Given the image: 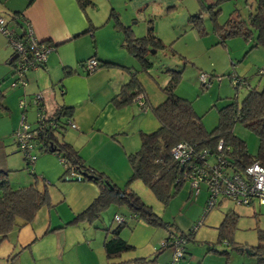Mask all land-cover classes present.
I'll list each match as a JSON object with an SVG mask.
<instances>
[{
  "label": "rangeland",
  "instance_id": "obj_1",
  "mask_svg": "<svg viewBox=\"0 0 264 264\" xmlns=\"http://www.w3.org/2000/svg\"><path fill=\"white\" fill-rule=\"evenodd\" d=\"M122 1L94 0L95 7L87 8L100 23L96 31L105 33V30L112 26L120 34L121 42L117 45L118 49L109 51L106 40H98L96 48L104 55H113L130 66L128 69L111 67L109 76L121 81H123L122 76H125V81L128 83L132 75H136L152 107L160 105L166 99L163 88L170 80L168 71L182 70L183 74L177 85L176 94L193 103L194 110L201 117L205 128L212 131L218 125L219 109L232 102L240 104L250 89L263 87L260 72L264 71V48L258 47L249 51L251 43L242 37L228 39L226 47L218 45V38L213 32L215 23L210 13L201 9L197 0H188L178 9L166 12L165 15L157 14L153 18L157 37L163 41L165 46H172L177 54L173 55L170 49H151L147 58L152 62V69L149 72L145 71L140 62L123 47L125 36L122 31L116 29L115 20L111 17L112 5L125 11V4ZM217 1L205 0L208 5ZM219 3L221 12L217 22L221 25L236 11H239L244 19H248L250 13L255 12L257 4L256 0H219ZM191 5L195 9L191 13L203 11L208 36L196 38L193 35L194 30L185 27L189 15L186 11ZM116 13L119 15L118 12ZM123 15L127 23H124L119 15L121 23L129 27L136 38L147 35L149 22L143 16L137 17L140 24L136 25L131 18ZM180 56L185 57L187 61L182 60ZM202 74L207 79L206 88L202 86ZM239 78L246 79L248 84L237 87ZM141 102L143 103L144 99ZM111 104L114 105L113 102ZM117 110L125 112V120L123 128L121 127V130L109 136L112 142L100 146L95 137L94 142L92 139L93 145L89 144L90 151L101 152V158L95 161V169L105 173L121 189H126L129 185L130 189L141 197L157 216L168 223V229L149 226L142 219L136 220L127 204L113 203L104 210L100 217L91 222L80 221L78 224L66 226L56 232L54 237L47 235L40 245V248L44 250L43 255L40 256H34L30 250L22 252L18 247L13 248L9 241L1 242L0 238V264H108L104 250V241L106 238L110 239L112 235L108 230L116 229L120 223L125 221L126 224L121 230L120 237L131 242L135 248L117 260L146 256L149 257L148 264H257V259L248 252L246 253V249L259 244L258 229L264 231V206H260L258 201L254 205H242L231 200H220L215 208L208 211L210 193L204 183L201 184L200 193L197 195L192 183L186 182L180 192L168 203L159 201L141 181L137 180L129 184L132 167L128 156L140 149L141 133L156 131L159 128V122L151 107L142 108L141 103L136 99ZM21 118L22 114L19 121ZM36 121L31 124L35 126ZM65 128L58 131V139L71 143L80 153L85 151L84 145L87 137L73 131L71 127L66 126ZM233 133L246 142L251 155L257 154L259 140L253 131L238 122L233 127ZM36 154L34 150L32 155L36 156ZM30 167L33 168V165ZM18 169L9 174L13 186L30 185L31 182L27 181L30 180L32 183L35 181L27 165L23 169L22 167ZM57 187V183L48 186L52 204L54 202L56 206L60 201L59 196L54 195V192L58 191ZM44 208L47 210V207ZM230 211L239 215L232 235L233 241L244 246L245 253L232 250L226 243H218V228L224 216ZM169 230L175 232V235L172 236ZM193 230L195 233L191 241L179 237L182 233L189 234ZM143 232L148 233V238H150L148 243L151 246L147 242L140 243L144 241ZM63 236L66 242L59 240ZM170 236L174 242L180 240L185 242L182 244L188 253L185 259L175 261V248L172 247L159 252L165 240ZM154 244H156L155 250H153ZM54 247L57 248L51 256H48V248L53 249ZM210 247L219 252L228 251L229 256L215 252L208 253ZM87 248L91 249L92 253Z\"/></svg>",
  "mask_w": 264,
  "mask_h": 264
},
{
  "label": "trees",
  "instance_id": "obj_2",
  "mask_svg": "<svg viewBox=\"0 0 264 264\" xmlns=\"http://www.w3.org/2000/svg\"><path fill=\"white\" fill-rule=\"evenodd\" d=\"M201 9L210 13L212 21L215 23L213 32L218 38L217 44L226 47L227 40L233 37H242L251 43L250 50L258 47L264 48V0H256V9L250 13L248 19H244L239 11L231 14L224 24L217 22L221 12L219 0L212 4H206L205 0H197ZM82 10L86 11L89 7H95L92 0H77ZM173 8H170V10ZM189 17V26L199 37L208 36L204 24L203 11ZM9 25L13 24L18 37L23 38L27 23L23 21L19 14L10 15ZM111 17L115 20V27L122 31L125 39L123 47L127 52L137 59L143 69L149 72L152 69V62L149 61L148 54L151 49H170L173 55L177 54L172 46H165L163 41L157 37L153 21L149 22L147 35L136 38L129 27H125L119 18V15L112 11ZM98 28L91 25L87 33L93 34ZM12 56L11 63L13 65ZM182 60L185 57L180 56ZM98 61V60H97ZM187 61V60H186ZM100 65V64H99ZM102 67H121L112 62H103ZM41 66L40 68H43ZM128 69L125 67H121ZM170 80L163 88L166 99L156 107L149 103L144 89L137 80L136 75H132L130 81L126 83L120 93L112 100L118 109L130 104L138 96H143L144 102L142 108L151 107L155 117L159 122V128L152 133H141V147L131 153L128 158L132 167V177L129 184L133 181H141L152 194L161 202L168 203L180 190L186 182L190 180L195 168H203L210 162H213L219 156L226 161V165L233 172L241 173L246 167L259 163L264 165V71L260 72L263 80V87L250 89L248 95L239 104L232 102L222 109H219L218 125L208 131L201 121V117L194 110L193 103L176 94L177 85L182 77V70H169ZM15 74V69H14ZM72 72L66 70L65 77ZM87 74H90L87 72ZM248 84L246 79H240L239 85ZM208 85L203 83V88ZM5 95L0 89V108L6 110L4 105ZM40 103V102H39ZM149 105V106H148ZM39 111L42 112L41 103ZM74 108L58 107L53 115L46 116V127L38 126L32 128V138L30 142L33 146L32 152H37L35 159L30 158L31 154L23 153L27 169L34 177V182L30 185L14 187L9 179L10 172H0V238L1 242L9 235L22 227L33 223L39 211L44 208H53L51 195L48 190V184L41 180L32 166L36 159L45 154L56 155L65 172L61 180L72 179L74 181L92 182L99 189V195L91 206L79 216L65 226L57 229H48L46 234L64 229L66 226L78 224L80 221H90L98 218L111 204H127L136 220L142 219L149 226L167 228V224L162 218L153 212L152 208L145 204L129 185L126 189H121L115 185L111 179L103 172L96 170L88 165L80 152L69 142L59 140L58 131L74 125L72 121ZM242 123L248 129L253 131L259 140L258 152L255 156L248 151L244 140L233 133V127L236 123ZM30 125V124H29ZM31 126V125H30ZM65 126V127H64ZM76 128V127H75ZM223 141L224 149L218 150V145ZM17 143V142H16ZM179 144H185L191 149V157L183 162L173 156V149ZM205 155L203 158L202 156ZM239 215L234 211L228 212L218 228V243H226L232 250L245 253V247L234 243L232 235L236 228ZM125 222H122L111 232V238H106L104 250L108 264H123L117 259L133 248L120 237L121 230ZM171 235L175 232L169 230ZM194 230L189 234L182 233L179 237L191 241L194 238ZM170 236L165 240L161 250L173 247V238ZM259 244L249 247L250 251L257 259V264H264V231L258 229ZM215 252L226 257L228 251L219 252L214 248H209L208 253ZM188 253L185 251L183 258ZM133 264H148L150 261L145 258L134 259Z\"/></svg>",
  "mask_w": 264,
  "mask_h": 264
},
{
  "label": "crops",
  "instance_id": "obj_3",
  "mask_svg": "<svg viewBox=\"0 0 264 264\" xmlns=\"http://www.w3.org/2000/svg\"><path fill=\"white\" fill-rule=\"evenodd\" d=\"M123 1L125 11L114 5L112 10L119 13L124 23L127 22L123 14L139 25L137 17L143 16L147 22H154L153 18L157 14L165 15L172 10L170 8L178 9L188 0ZM194 10V6L191 5L186 11L189 14L188 20L191 14L198 13V11L191 13ZM13 14H19L24 22L30 24L36 38L51 45L53 50L43 68L27 74L26 86L13 87L16 79L11 63L13 49L0 32V89L5 95L4 105L7 108L6 110L0 108V172L13 173L27 165L15 139V133L21 125L22 118L19 121L21 114L31 128H36L37 124L33 126L31 122L37 120L35 123H38L39 113H44L48 117L60 106L74 108L72 121L76 128L72 126L71 128L87 137L85 151H81L80 154L88 165L95 168V161L101 158V152L90 151L89 144L93 145L95 137L100 146L110 144L112 141L109 136L121 130L125 120V112L117 110L111 102L126 84V77L122 76L123 81L115 80L109 76L110 68L101 65L103 62H112L121 67H130L113 55H104L96 47L98 40H106L109 51L118 49L117 45L121 42L120 34L112 26H109L105 33L101 31L87 33L91 25L98 27L100 23L93 13L82 10L77 0H0V17L9 21L10 15ZM189 25L188 22L185 27L190 28ZM10 27L14 28L13 24ZM193 33L194 37L198 38L195 31ZM91 58H96L100 65L95 72L87 74L84 64ZM66 70L72 72L68 77H65ZM36 96H40L42 112L32 103ZM23 97L28 104L26 109L20 107V100ZM33 170L35 173L37 171V176L48 186L58 184V191H55L54 195L57 194L60 201L57 206L53 202L55 210L42 208L33 223L13 231L5 240L9 241L13 248L18 247L22 252L30 250L34 256H40L44 252L43 248H40L43 239L47 235L54 237L58 232L46 234V231L63 227L86 211L98 197L99 189L92 182L61 180L65 169L56 155L39 156L33 164ZM27 182L32 183L30 180ZM143 239L144 241L140 243L149 242L148 233L143 232ZM59 240L66 242L65 236ZM126 242L135 248L131 242ZM148 245L151 246L149 243ZM155 246L156 244L153 245V250ZM56 248H48V256H51ZM87 250L91 252V249ZM164 250L160 249L159 252ZM139 258L149 257H128L118 262L133 264L128 261Z\"/></svg>",
  "mask_w": 264,
  "mask_h": 264
},
{
  "label": "built area",
  "instance_id": "obj_4",
  "mask_svg": "<svg viewBox=\"0 0 264 264\" xmlns=\"http://www.w3.org/2000/svg\"><path fill=\"white\" fill-rule=\"evenodd\" d=\"M25 35L23 38L18 37L16 30L10 27L5 18L0 17V32L7 38L13 49V67L15 69V81L12 86L27 85V74L30 71L36 70L45 65L48 55L53 50V47L47 43L39 41L33 33L30 24H26ZM99 67V62L96 58L87 60L84 64L86 72L93 73ZM203 83L207 84L205 75H201ZM143 96L137 97L136 100L143 105L141 100ZM40 96H36L32 103L35 107L40 105ZM26 98L20 100V107L26 109ZM38 126L45 128L46 116L42 113L38 114ZM75 128V125H72ZM33 132L31 126L27 123L25 117H22L20 128L15 133L17 145L22 153L31 154L30 158L35 159L32 155L33 146L30 142ZM223 141L218 145V150L222 151ZM173 156L186 162L191 157V149L185 144H179L173 149ZM206 154L202 157L204 158ZM196 194L200 193V186L204 183L210 193L208 200V211L215 208L220 200H231L242 205H254L258 201L260 206H264V165L254 163L246 167L241 173L233 172L227 167L226 161L222 157H218L213 162L205 165L203 168L197 167L193 172L190 180ZM120 221V218H118ZM165 243V242H164ZM163 243V245H164ZM184 241H172L175 248L174 260L178 261L183 258L185 248L182 244Z\"/></svg>",
  "mask_w": 264,
  "mask_h": 264
},
{
  "label": "water",
  "instance_id": "obj_5",
  "mask_svg": "<svg viewBox=\"0 0 264 264\" xmlns=\"http://www.w3.org/2000/svg\"><path fill=\"white\" fill-rule=\"evenodd\" d=\"M246 252H248L250 255H254L249 248L246 249Z\"/></svg>",
  "mask_w": 264,
  "mask_h": 264
}]
</instances>
